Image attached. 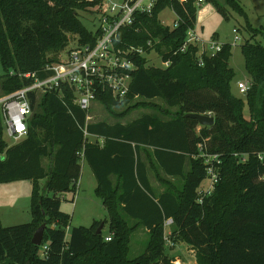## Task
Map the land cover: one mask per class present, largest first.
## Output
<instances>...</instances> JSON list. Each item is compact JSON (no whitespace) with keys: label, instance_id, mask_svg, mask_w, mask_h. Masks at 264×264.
Instances as JSON below:
<instances>
[{"label":"trees","instance_id":"trees-1","mask_svg":"<svg viewBox=\"0 0 264 264\" xmlns=\"http://www.w3.org/2000/svg\"><path fill=\"white\" fill-rule=\"evenodd\" d=\"M211 1L226 13L218 0ZM224 2L239 8L237 0ZM103 6L102 0H0V96L28 85L25 73L47 76L46 66L61 59L72 37L79 44L94 43L98 31H89L78 11ZM165 8L174 13L176 26L160 20ZM196 14V0H153L149 12L137 11L114 41L118 48L145 52L131 55L128 91L116 98L99 88L96 95L119 117L162 99L176 108L169 119L143 113L128 122H91L66 85L31 93L26 135L15 144L3 139L0 115V183L33 182L31 220L0 225V264H176L166 251L176 241L195 252L197 264H264V162L257 157L264 153V43L255 41L264 36V22L258 28L248 25L240 46L249 76L241 98L231 89L235 71L228 64L229 43L212 56L201 54L195 44L180 50ZM151 50L168 65L147 66L145 55ZM187 113L210 114L214 121L200 125ZM235 152L247 154L246 161L239 162ZM201 153L218 154L220 164L213 191L198 203L207 177ZM82 160L107 211L109 241L102 233L106 221L71 226L69 214L60 209L61 193L76 192ZM148 168L163 186L159 193L150 184ZM167 218L172 219L168 239L173 245L164 237ZM42 223V241L35 245L32 235ZM137 227L146 228L147 243L141 254L129 258L130 236Z\"/></svg>","mask_w":264,"mask_h":264},{"label":"rangeland","instance_id":"rangeland-1","mask_svg":"<svg viewBox=\"0 0 264 264\" xmlns=\"http://www.w3.org/2000/svg\"><path fill=\"white\" fill-rule=\"evenodd\" d=\"M102 1L104 4V0ZM112 1L119 2L120 0ZM218 1L225 7V14L218 11L211 0H204L202 3H196V22L192 29H194L195 35L200 40L198 42L199 49H201L203 45H208L211 42L231 44V56L228 64L235 71V77L231 82V89L235 96L244 98V94L240 93L237 89V83L240 81L249 83V76L244 67V58L240 46L244 38L248 36V32L246 31L248 25L258 28L263 24L264 0H237L241 10L236 6L226 4L224 0ZM98 11L92 9L78 11V18L89 31L94 32L98 27ZM174 17V13L169 8H165L159 14L160 20L167 25H172ZM234 28H237V36L240 38L235 43H233L232 32ZM255 41L264 43V36L257 35ZM75 42L76 38L72 37L65 51L61 53V59L67 57V49L74 45ZM145 59L147 66H165L160 56L154 50L146 54ZM2 74L3 69L0 64V76ZM113 109L116 113L121 111V108L114 107ZM175 110V107H168L164 100L156 98L147 102L145 105L129 110L127 114L119 117L108 111L102 103L94 101L87 112V116L88 121L91 122L100 120L112 122L116 119H120L122 122H128L143 113H150L158 120H166L175 114ZM243 114L248 118V109L246 106L243 108ZM3 139L8 145L18 142V140L7 137L4 134ZM44 162L46 164L47 161L45 160ZM84 167L82 182L74 196V200L72 201L71 199L73 196L72 192H63L60 195V209L69 214L71 226H89L93 220H108L107 211L100 197L95 193V179L86 163ZM148 169L151 181L156 189L158 186L163 187L154 176V171L150 168ZM32 183V180L29 179L0 183L1 226L21 224L31 220L30 194ZM208 183V179H205L200 186L207 187ZM106 222L102 229L103 236L109 234ZM147 236L148 235L141 232H135L131 235L129 241V258H133L143 252L147 243ZM166 251L173 255L176 264H197L195 252L183 242L176 241L173 249L166 247Z\"/></svg>","mask_w":264,"mask_h":264},{"label":"built area","instance_id":"built-area-1","mask_svg":"<svg viewBox=\"0 0 264 264\" xmlns=\"http://www.w3.org/2000/svg\"><path fill=\"white\" fill-rule=\"evenodd\" d=\"M183 1V0H180ZM204 0H196L202 3ZM153 0H104V6L98 11V31L94 43H74L67 51V57L60 59L56 63L46 66L49 74L43 78H38L32 73H25L23 76L30 79V83L14 92L0 96V115L3 134L15 140L25 137L27 126L26 121L31 113V93L39 94L58 90L62 85L70 87L73 91V102L82 110H89L91 104L96 101L98 89L110 90L113 97L122 98L128 91L131 80L130 72L134 68L131 55L138 54L144 56L145 52L141 47L130 46L121 49L115 46L118 31L121 27L131 23L133 15L138 12H149ZM173 20V26H176ZM233 43L240 38L237 36V29L234 28ZM200 40L190 28L186 33V38L180 50H184L187 45L195 44L198 47ZM151 46V42L147 43ZM224 44V43H223ZM231 45V44H230ZM222 44L211 42L203 45L199 49L201 54L212 56L220 51ZM201 63V57L199 59ZM165 66L168 62H162ZM249 88L248 82L240 81L237 89L244 94ZM88 119V116H86ZM85 134H87L85 132ZM204 163H206V174L209 183L207 187H199L198 203H202L203 198L213 191L218 181L217 168L220 164L218 154L205 155L201 153ZM234 157L239 162H245L247 154L235 152ZM260 161L264 162V153L257 154ZM172 219L164 220L165 241L167 245H173L168 239L169 226ZM105 241L111 239V234L104 236ZM47 244L41 246L39 253L46 254Z\"/></svg>","mask_w":264,"mask_h":264},{"label":"water","instance_id":"water-1","mask_svg":"<svg viewBox=\"0 0 264 264\" xmlns=\"http://www.w3.org/2000/svg\"><path fill=\"white\" fill-rule=\"evenodd\" d=\"M185 116H189V117L197 119L200 125H211L214 121L213 116H211L210 114L187 113L185 114ZM102 225H103L102 223L99 225L97 229V233L100 232ZM44 229H45V223L40 224L36 228V230L34 231L32 235V239H31L33 244L39 245L41 243Z\"/></svg>","mask_w":264,"mask_h":264},{"label":"crops","instance_id":"crops-1","mask_svg":"<svg viewBox=\"0 0 264 264\" xmlns=\"http://www.w3.org/2000/svg\"><path fill=\"white\" fill-rule=\"evenodd\" d=\"M175 16V15H174ZM174 19H175V17H174ZM86 162L84 161V160H82L81 161V173H80V176H79V178H78V180H77V189H76V192H75V194L77 193V190H78V188H79V186H80V184H81V182H82V174H83V172H84V164H85ZM87 164V163H86ZM89 167V166H88ZM90 169V168H89ZM90 171H91V169H90ZM91 173H92V171H91ZM92 175H93V173H92ZM93 177H94V175H93ZM94 179H95V177H94ZM149 180H150V184H151V186L153 187V189L155 190V193H159L163 188L161 187V186H158L157 187V189H156V187L153 185V183H152V181H151V178L149 177ZM96 186V180H95V183H94V187ZM75 194H73V196L71 197V199H72V201L74 200V196H75ZM101 220V219H100ZM94 221V220H93ZM92 221V222H93ZM101 221H107L106 219L105 220H101ZM134 222V220H130L129 221V224H132ZM106 224L108 225V222H106ZM105 225V224H104ZM103 229V228H102ZM135 232H141V233H145L146 235H147V230H146V228H144V227H137L133 232H132V234L133 233H135ZM131 234V235H132ZM130 239H131V236H130Z\"/></svg>","mask_w":264,"mask_h":264}]
</instances>
